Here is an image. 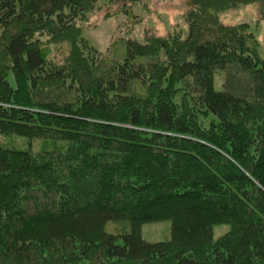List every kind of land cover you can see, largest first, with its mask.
Returning a JSON list of instances; mask_svg holds the SVG:
<instances>
[{"label":"trees","instance_id":"16d2710c","mask_svg":"<svg viewBox=\"0 0 264 264\" xmlns=\"http://www.w3.org/2000/svg\"><path fill=\"white\" fill-rule=\"evenodd\" d=\"M99 1L0 0V264H264V55L222 22L253 0L162 35L103 0L142 30L121 61L81 36Z\"/></svg>","mask_w":264,"mask_h":264},{"label":"rangeland","instance_id":"374dc122","mask_svg":"<svg viewBox=\"0 0 264 264\" xmlns=\"http://www.w3.org/2000/svg\"><path fill=\"white\" fill-rule=\"evenodd\" d=\"M190 0H138L135 5V12L142 15L143 25L154 28L159 34H164L165 29L178 25L182 30L186 27L183 24V15L189 8ZM136 3V0L131 1ZM110 3V1H109ZM100 10H96L89 16L83 25L81 36L101 53L108 55L112 59L121 61L125 56V39L130 36L137 41L143 40L142 30L138 28L129 30L126 26H131L134 20L131 16H125L123 11L128 8L118 9L116 4H105L99 1ZM110 5H112L110 7ZM110 7V8H109ZM110 10V11H109ZM107 13V14H106ZM117 13V14H116ZM221 14V13H220ZM128 15V14H127ZM225 23L239 24L248 23L255 28V36L259 43V51L264 55V0H253L241 3L236 9H230L222 14ZM132 20V21H131ZM128 24V25H126ZM135 24H141L136 21ZM140 27V26H139ZM41 42H45L46 37H39ZM50 53L61 58L64 55V43L47 44ZM61 47L60 51H56ZM260 53V54H261ZM62 55V56H61ZM151 58H144V62L151 61ZM220 77H215V81ZM217 85V82H215ZM115 227L121 232L128 229L127 225L117 223ZM112 229V226L106 227ZM170 232V225L167 221L149 222L141 227V235L148 240H167Z\"/></svg>","mask_w":264,"mask_h":264}]
</instances>
